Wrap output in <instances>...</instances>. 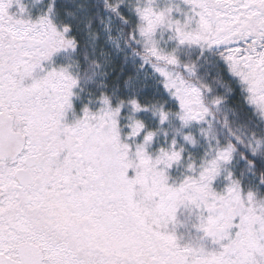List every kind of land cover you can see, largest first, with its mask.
Instances as JSON below:
<instances>
[{"label": "snow or ice", "instance_id": "6c2138e0", "mask_svg": "<svg viewBox=\"0 0 264 264\" xmlns=\"http://www.w3.org/2000/svg\"><path fill=\"white\" fill-rule=\"evenodd\" d=\"M0 264H264V0H0Z\"/></svg>", "mask_w": 264, "mask_h": 264}]
</instances>
